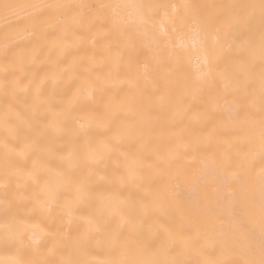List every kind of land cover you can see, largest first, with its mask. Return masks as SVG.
Instances as JSON below:
<instances>
[{"label": "snow or ice", "instance_id": "snow-or-ice-1", "mask_svg": "<svg viewBox=\"0 0 264 264\" xmlns=\"http://www.w3.org/2000/svg\"><path fill=\"white\" fill-rule=\"evenodd\" d=\"M0 11V264H264V0Z\"/></svg>", "mask_w": 264, "mask_h": 264}, {"label": "bare ground", "instance_id": "bare-ground-1", "mask_svg": "<svg viewBox=\"0 0 264 264\" xmlns=\"http://www.w3.org/2000/svg\"><path fill=\"white\" fill-rule=\"evenodd\" d=\"M8 3H13V4H30V3H40V2H49V0H6ZM91 3L97 2V0H89ZM173 2H179V0H173ZM203 3H212L214 0H201ZM215 2H220V0H215ZM3 20V15L2 11H0V22ZM19 27L23 28L24 25L21 24ZM2 254V253H0Z\"/></svg>", "mask_w": 264, "mask_h": 264}]
</instances>
